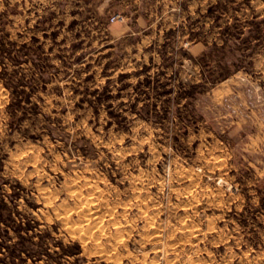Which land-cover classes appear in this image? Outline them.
<instances>
[{
	"label": "rangeland",
	"instance_id": "obj_1",
	"mask_svg": "<svg viewBox=\"0 0 264 264\" xmlns=\"http://www.w3.org/2000/svg\"><path fill=\"white\" fill-rule=\"evenodd\" d=\"M0 264H264V0H0Z\"/></svg>",
	"mask_w": 264,
	"mask_h": 264
},
{
	"label": "bare ground",
	"instance_id": "obj_2",
	"mask_svg": "<svg viewBox=\"0 0 264 264\" xmlns=\"http://www.w3.org/2000/svg\"><path fill=\"white\" fill-rule=\"evenodd\" d=\"M97 187H98V186H97ZM76 194H77V193H76ZM76 194H75V195H76ZM103 194H104V193H103ZM75 195H74V196H75ZM48 196H49V195H48ZM77 196H79V195H77ZM105 196H106V195H105ZM46 197H47V196H46ZM77 198H78V197H77ZM88 199H89V198H88ZM79 201H80V200H79ZM86 201H88V200H86ZM106 201H107V200H106ZM141 201H142V200H141ZM92 202H94V204H92L91 201H90V202H85V204L82 203V204L84 205V206H83V205H82V206L85 207V208H88V210H91V209L95 208V207H94V205H95V201L92 200ZM108 203H109V202H108ZM128 204H129V203H128ZM95 206H96V208H97V206H99V205H95ZM59 207H60V206H59ZM83 207H81V208H83ZM99 207H100V206H99ZM99 207H98V208H99ZM140 207H141V206H140ZM85 208H84V209H85ZM100 208H101V207H100ZM102 209H103V207H102ZM102 209H101V210H102ZM85 210H86V209H85ZM95 210H96V209H95ZM99 210H100V209H99ZM96 211H97V210H96ZM65 212H66V211H65ZM92 212H93V211H92ZM76 213H77V212H76ZM90 213H91V212H90ZM93 213H94V212H93ZM146 213H147V212H146ZM85 214H86V212H85ZM66 215H67V214H66ZM94 215H95V214H94ZM104 215H105V214H104ZM118 215H119V214H118ZM86 216H87V215H86ZM91 217H92V216H91ZM111 217H112V216H111ZM95 219H96V218H95ZM89 220H90V219H89ZM102 220H103V219H102ZM87 221H88V219H87ZM95 221H96V220H95ZM98 222H99V221H98ZM83 224H84V223H83ZM102 225H103V224H102ZM76 226H77V225H76ZM92 226H93V224H92ZM89 227H90V226H89ZM89 227H88V228H89ZM116 227H117V226H116ZM119 227H120V226H119ZM188 227H189V226H188ZM188 227H187V228H188ZM185 228H186V227H185ZM191 228H192V227H191ZM191 228H189V229H191ZM120 230H121V228H120ZM120 230H119V231H120ZM72 231H73V230H72ZM116 231H117V230H116ZM67 233H68V232H67ZM119 233H120V232H119ZM121 233H122V232H121ZM102 234H103V233H102ZM197 234H198V233H197ZM98 236H99V235H98ZM96 237H97V236H96ZM117 238H119V237L117 236ZM117 238H116V239H117ZM113 245H114V244H113Z\"/></svg>",
	"mask_w": 264,
	"mask_h": 264
},
{
	"label": "built area",
	"instance_id": "obj_3",
	"mask_svg": "<svg viewBox=\"0 0 264 264\" xmlns=\"http://www.w3.org/2000/svg\"><path fill=\"white\" fill-rule=\"evenodd\" d=\"M116 19V17L114 16V17H112V20L114 21Z\"/></svg>",
	"mask_w": 264,
	"mask_h": 264
}]
</instances>
